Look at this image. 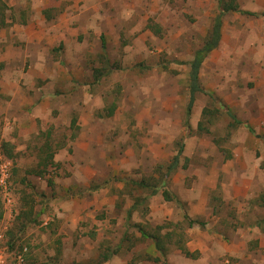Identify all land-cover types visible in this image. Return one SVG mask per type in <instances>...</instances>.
<instances>
[{
    "label": "rangeland",
    "instance_id": "obj_1",
    "mask_svg": "<svg viewBox=\"0 0 264 264\" xmlns=\"http://www.w3.org/2000/svg\"><path fill=\"white\" fill-rule=\"evenodd\" d=\"M257 1L234 3L263 12ZM220 11L218 0H0L5 257L25 247L24 264H206L205 251L214 264H264L255 228L262 217L264 227L263 16L222 17L217 48L199 68L203 93L184 123L188 62ZM21 32L40 38L20 41ZM51 150L52 164L37 175L41 152ZM144 180L147 188L136 185ZM206 202L245 223L238 257L224 254L226 239L200 238ZM30 207L37 220H17Z\"/></svg>",
    "mask_w": 264,
    "mask_h": 264
},
{
    "label": "trees",
    "instance_id": "obj_2",
    "mask_svg": "<svg viewBox=\"0 0 264 264\" xmlns=\"http://www.w3.org/2000/svg\"><path fill=\"white\" fill-rule=\"evenodd\" d=\"M218 5L219 8L221 9V11L218 13V15H216L213 18L212 24H211V29L208 32V35L205 37L204 42L202 44V46L197 49L194 54H193V58L192 60H190L188 62L189 65V72H188V94H189V102L187 104L186 110H185V118H184V123L187 126L189 123V116L192 110V106L195 102V97L196 95L203 93V89L199 83V68L200 65L202 63V61L205 59V57L212 52L214 49L217 48V45L220 41V37H221V26H222V17L227 13V12H236V13H243L245 14L244 11L239 10L238 5L234 3V0H229V1H225V0H218ZM153 29V28H152ZM155 34L158 35L159 34V28L157 27V29H155ZM101 42H102V48H104V40L103 37L101 38ZM115 111V104L113 103L111 105V107L108 108V110L106 111L107 116H112V114ZM209 111L207 110H203V116H210ZM229 117L232 119V121L236 124V125H241L244 124L243 122L239 121L231 112H227ZM75 119L72 120V123L74 124ZM244 126L246 127L247 131L251 134H255V131L248 125L244 124ZM5 146V144H3ZM47 148H49L50 146L48 144ZM183 145L181 144L178 149L176 154L172 157L171 162L169 163L168 167H167V171H166V175L172 174L175 169L178 166V162H179V157L182 155L183 152ZM7 154L10 155V152L7 150ZM42 153V157H41V171L37 173V175L41 174L42 172L45 174V169L52 164V160H53V156L54 153L51 150L50 152H41ZM9 158H12V156H9ZM168 179V178H166ZM166 179L160 180V184L159 186L156 187H149L148 189L151 190L150 195H155L158 191L159 188H162L164 186V183H166ZM136 185L140 188H147L148 187V183L147 181H141V182H137ZM161 185V186H160ZM165 197L169 198L168 193L165 191H163ZM262 199H264V195L261 196ZM264 201V200H263ZM1 202V200H0ZM133 207V206H132ZM38 214L36 215H32V207L29 208V211H20L19 214L17 215V220H22L23 221H28L31 220L30 222H35L37 220ZM2 218V209H1V205H0V220ZM24 219V220H23ZM185 219H187L189 226H192L194 224L196 225H203L202 223L198 222L196 223L195 221L190 220L187 216H185ZM134 227H138L137 225H134ZM139 229V228H138ZM155 246H160V244L158 245V243L155 244ZM112 252V251H111ZM115 252V251H113ZM112 252V253H113ZM110 254H106L105 258H108Z\"/></svg>",
    "mask_w": 264,
    "mask_h": 264
},
{
    "label": "crops",
    "instance_id": "obj_3",
    "mask_svg": "<svg viewBox=\"0 0 264 264\" xmlns=\"http://www.w3.org/2000/svg\"><path fill=\"white\" fill-rule=\"evenodd\" d=\"M257 2L259 4V6L264 7V0H258ZM257 11L258 10H255V12H251V11H244V12H245V15H248V16L257 17V18L260 17V16L264 17V9H263V12L262 11L261 12H257ZM239 14H243V13H239ZM4 24L7 25L6 22L4 21V19L2 18V20L0 21V25L4 26ZM222 25H223V22H222ZM222 27L223 26H221V32H222ZM55 34L56 33H54V35ZM27 36H29L27 33H25V34L22 33L20 41H24L25 39H27V41H29V42H31V41L34 42V41H38L39 38H40V37H36V36L33 39L32 38H26ZM12 39H14V38L12 37ZM18 52L20 53V49L18 50ZM260 120L264 121V114H261ZM244 124L250 126L253 130L256 129V128H253V126L250 123H248V122L244 123ZM263 126H264V122H263ZM260 134H264V129H262L260 131ZM239 190L240 189H237V188L234 189V191H236V193ZM227 207L228 206H225L226 211H227ZM198 209H199L198 212L200 213L199 214V218L207 221L206 224H205V228H204V230H205L204 233L205 234L204 235L200 234L199 235L200 238H205L206 240L207 239L208 240H210V239L212 240L213 239V240H216L218 242H221L222 239L223 240L226 239L228 241V249L224 252V254L230 255L232 257H238L243 251V239H245V238L242 235V228L245 225V223H242V221L241 222L239 221V223L237 225H235L234 223L225 220L224 217L221 216L222 215V209L220 210L217 207H214V205H212V207H210L208 202H206V204L202 205ZM203 215L205 216V218L203 217ZM261 219H263V217L258 219L257 221L254 220V221H256L255 222V228H257L259 230L261 229L262 232L264 233V227H262L263 226V224H262L263 220H261ZM192 221H194V220H192ZM200 223H202V222H200ZM195 231L197 233H200V231L197 230V229H195ZM205 245H206V243L201 245L203 247V249H202L201 246L198 247L197 245L196 246L193 245V247L191 249L192 250L196 249L197 252H198L197 249L202 251V250H204V246ZM205 249H207V247H205ZM203 252L206 253L205 257H207V259H208V260H205V263L206 262L207 263H212V264L216 263V262H213L215 260L210 256V253H207L205 251H203ZM181 253L185 257H187V255L189 257L194 256V254H191L187 250V248H185V247H181ZM211 258H212V261L210 260Z\"/></svg>",
    "mask_w": 264,
    "mask_h": 264
},
{
    "label": "built area",
    "instance_id": "obj_4",
    "mask_svg": "<svg viewBox=\"0 0 264 264\" xmlns=\"http://www.w3.org/2000/svg\"><path fill=\"white\" fill-rule=\"evenodd\" d=\"M7 169L6 166L0 167V184L2 188H6V181H7ZM27 249L24 247L20 252L14 254L13 257H5L4 254L0 251V264H24L25 261V254ZM9 258V260H8Z\"/></svg>",
    "mask_w": 264,
    "mask_h": 264
}]
</instances>
